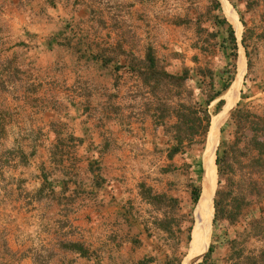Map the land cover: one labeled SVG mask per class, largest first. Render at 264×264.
I'll use <instances>...</instances> for the list:
<instances>
[{
	"label": "crops",
	"instance_id": "crops-1",
	"mask_svg": "<svg viewBox=\"0 0 264 264\" xmlns=\"http://www.w3.org/2000/svg\"><path fill=\"white\" fill-rule=\"evenodd\" d=\"M17 1L26 4L5 15L6 40L14 62L28 67V83L42 90L22 86L25 99L14 107L42 112V134L0 137V264H33L46 251L47 264H178L194 181L176 172L194 144L168 159L172 139L145 113L129 55L155 48L169 72L189 69L193 89L196 69L221 53L193 26H203V16L186 10V23L171 34L165 22L148 21L156 14L150 0ZM140 183L176 200L165 216L174 220L169 232Z\"/></svg>",
	"mask_w": 264,
	"mask_h": 264
},
{
	"label": "trees",
	"instance_id": "trees-1",
	"mask_svg": "<svg viewBox=\"0 0 264 264\" xmlns=\"http://www.w3.org/2000/svg\"><path fill=\"white\" fill-rule=\"evenodd\" d=\"M232 6L236 8L234 3ZM220 7V2L213 0V9ZM213 21L218 27H225L226 38L224 45H220V51L226 63L219 71H214L209 65L196 69L201 77L199 83L206 86L207 90L202 88L196 93L189 88V69L184 67L180 73L169 72L152 47L146 48L143 57L132 53L129 55V67L144 88L143 94L148 96L143 103L145 113L153 117L156 123L163 124L165 132L170 134L172 139L173 144L167 153L168 159L184 153L187 147L196 142L205 141L212 118L209 106L217 100L213 110L216 115L224 104V100L220 98L233 79L235 64L231 58L236 57L237 48L234 30L225 17L213 15ZM240 21L245 25L242 17ZM228 44L231 47H228ZM242 44L249 67V54L243 38ZM216 78L219 86L216 84ZM199 94L203 95L201 100L196 99ZM171 117L175 118V122L166 126V121ZM225 123L233 127L232 138L220 139L215 152L214 163L218 179L213 196L212 223L225 220L234 224L253 203L264 200V116L240 107L238 102ZM220 132H223V128H220ZM189 188L192 204L195 205L200 195V187L190 184ZM139 191L146 201L164 213V218L159 221L158 226L169 232L174 220L165 216L166 213L172 214L176 211V200L167 194L155 193L145 183H140ZM261 222H264V219L253 220L250 230ZM191 229L192 224L187 227L188 241ZM249 237L264 241V236L259 233ZM213 252V245L209 243L202 259L196 264H216ZM52 256V251H46L43 255L35 253L32 257L33 264H47ZM226 264H264V246L257 249L247 248L246 240L239 243L237 238H234L230 240Z\"/></svg>",
	"mask_w": 264,
	"mask_h": 264
},
{
	"label": "rangeland",
	"instance_id": "rangeland-1",
	"mask_svg": "<svg viewBox=\"0 0 264 264\" xmlns=\"http://www.w3.org/2000/svg\"><path fill=\"white\" fill-rule=\"evenodd\" d=\"M220 2V9H213V0H148V4L152 5L154 8L156 7V14L152 17H148V21L152 18H155L157 27H160L159 24L165 22L166 25L169 26L172 30H168L169 33H176L174 30L175 26L181 23H186V10L189 11L192 9L191 13L193 15V19L202 18L204 24L200 26V24L193 25L196 29H200L198 31L202 34L201 36L207 34V38H204V44L210 48V51L220 50V45L223 43L226 38L225 27L215 26L210 27V23L208 24V20H213V15H218L219 17H225V3L227 2L230 7H232V11L234 12L235 17L240 25V37H237L235 34L237 48H236V57L231 58L232 62H234L235 67L233 79L237 73V58H240V52H243L244 59V70L243 75H241V83L238 86L239 90L235 95V99L233 102L234 108L239 102V106L251 110L253 112H257L264 116V101L262 100L264 97V0H218ZM26 4V1H17V0H0V137H9L11 139L14 136H20L21 134H25V130H29L30 134L33 135H41L42 134V126L39 124L42 119V112L34 113L33 115L28 113L25 109L14 107V100H24L22 94H19L18 90L23 86L25 88H37L38 92L42 90V83H28V67L24 66L23 62L17 64L14 62V58L11 56V47L9 40H6L8 37V25L5 21V15L15 8V5L18 6L20 4ZM156 3V5L154 4ZM232 3L236 5V8L232 6ZM249 3V4H248ZM224 12V13H223ZM240 17H242L245 25L240 21ZM227 18V17H225ZM228 21V20H227ZM229 22V21H228ZM230 23V22H229ZM231 24V23H230ZM174 26V27H173ZM177 27V26H176ZM164 28H162L163 30ZM161 30V31H162ZM242 38L245 41V45L247 47V51L249 54V67L247 66V57L245 55V49L242 44ZM148 47V46H147ZM151 47V46H149ZM206 47V48H207ZM228 47H231L228 44ZM153 48V47H152ZM155 53L156 49L153 48ZM229 51V50H227ZM221 52V51H219ZM26 59V58H25ZM226 63L225 57L222 52L217 58L214 59V64L210 67L214 69V71L222 70ZM31 68V67H30ZM239 69V67H238ZM25 84H22L19 79H23ZM232 79V81H233ZM217 86L220 85L216 78ZM198 83V82H196ZM232 83V82H231ZM16 84V85H15ZM18 85V86H17ZM192 87L196 93H199L202 88L206 89V86L202 84H194L192 83ZM143 89V90H142ZM207 90V89H206ZM144 88L142 87L139 93H143ZM226 92V91H225ZM225 95V93L221 96V98ZM143 96L146 98L147 95ZM230 97V95L224 96ZM203 98L202 94H199L196 99L201 100ZM220 98V99H221ZM237 99V100H236ZM217 102L214 101L209 109L212 113V116L215 115L213 112L214 105ZM144 103V102H143ZM223 106V105H222ZM217 112L219 113L222 109ZM20 107V106H19ZM22 110V111H21ZM28 113V115H27ZM211 116V117H212ZM29 119L30 127H22L20 124H16L17 122H21L22 119ZM228 118V117H227ZM21 119V120H20ZM226 121V120H225ZM224 123L220 128H223V132L221 133L219 130L218 133V141L216 144L215 152L217 146L219 144L220 139H231L232 138V129L233 127ZM34 123V127L31 125ZM5 147V149H4ZM207 148L206 139L203 142H196L189 149V163H181L180 168L181 171H177L176 174L184 175L188 179H192L196 186L200 187V193L202 192L201 187L203 185V160L205 150ZM2 150L8 152L12 151L14 153V147L8 148L6 144H2ZM184 165V166H182ZM217 179L216 176V185L214 190L217 188ZM224 183V178L222 179V184ZM213 190V192H215ZM212 192V195H214ZM201 198V197H200ZM197 205H191L188 211V215L183 217L185 223H183V227H185V239H183V243H181L180 255L178 258V264H181V261L185 260L188 252H189V241L187 239L188 232L187 227L194 223V218H196V207ZM195 210V211H194ZM213 213V210H212ZM212 218V214H211ZM210 218V220H211ZM191 219L193 222L191 223ZM255 219H264V200L257 201L253 203L249 208H247L240 218L234 224H230L225 220H218L215 223L211 224L210 221L208 224V235L205 237V246L207 242L206 249L202 253V255L194 261V264L199 262L202 259L203 254L206 252L209 243H212L214 252L213 259L216 264H226L227 257L230 249V240L237 238V241L240 243L243 240H246L247 248H259L264 246V241L258 240L256 238H250L249 236L252 234L259 233V235L264 236V222L257 223L250 230V223ZM209 238V239H208ZM187 253V254H186ZM184 258V259H183Z\"/></svg>",
	"mask_w": 264,
	"mask_h": 264
},
{
	"label": "bare ground",
	"instance_id": "bare-ground-1",
	"mask_svg": "<svg viewBox=\"0 0 264 264\" xmlns=\"http://www.w3.org/2000/svg\"><path fill=\"white\" fill-rule=\"evenodd\" d=\"M221 5H222V2H221ZM224 10L226 14L225 17L228 18L227 20L231 23V25L233 26L235 30V34H237V37L239 38L240 37V25H239V22L237 21V18L234 15V12L232 11V8L227 2L225 3ZM239 64H240L239 65V75L237 76L234 84L225 93V95H230V97H224L225 95L223 96V98L227 100L228 107H226L225 110L212 116L210 120V129H209V132L207 133L208 143H207V148L205 150L204 160H203L205 179L202 185L201 198L196 207V212H195L196 221L194 225V230L192 232L191 246L189 247V252L182 264L194 263V261H196L202 255V253L204 252L207 246L208 240L206 242V246H205L204 240H205V237L208 235L207 230H208V224L211 218V214L213 215L212 213V210H213L212 192L216 185V167H215L214 160H215V148H216V144L218 141V131H219V126L222 123V120L227 115V111L230 110L236 102V101L235 102L233 101L238 91L237 89H239L238 86H240L241 79H242L241 75H243L242 73L244 70V59H243L242 51L240 52Z\"/></svg>",
	"mask_w": 264,
	"mask_h": 264
},
{
	"label": "water",
	"instance_id": "water-1",
	"mask_svg": "<svg viewBox=\"0 0 264 264\" xmlns=\"http://www.w3.org/2000/svg\"><path fill=\"white\" fill-rule=\"evenodd\" d=\"M237 59H238V60H237V63H236V64H237V73H236V75H235V77H234L232 83L230 84V86L228 87V89H227L226 91H228V90L230 89V87L234 84V82H235L237 76L239 75V69H238V67H239V65H240V64H239V57H238ZM238 90H239V89H238ZM225 93H226V92H225ZM221 99L224 100V104H223L222 109H221V111H223V110H225L226 107H228V103H227V100H226L225 98L222 97ZM233 109H234V106H233L230 110L227 111V115H226V117L222 120V123H221L220 126H219V130H220L221 125L224 123V121L227 119V117L229 116L230 112H231ZM221 111H220V112H221ZM209 129H210V125H209V128H208V132H209ZM208 132H207V133H208ZM218 133H219V131H218ZM206 142L208 143L207 135H206ZM204 179H205V174H203V181H204ZM201 190H202V187H201ZM213 196H214V195H213ZM200 197H201V193H200V195H199V198H198V201H197L196 205H198V202L200 201ZM195 207H196V206H195ZM194 211H195V210H194ZM212 219H213V215H212V218H211V220H210V225L212 224ZM195 221H196V218H194V223H193V226H192V229H191L190 246H191V242H192V232H193V230H194Z\"/></svg>",
	"mask_w": 264,
	"mask_h": 264
}]
</instances>
